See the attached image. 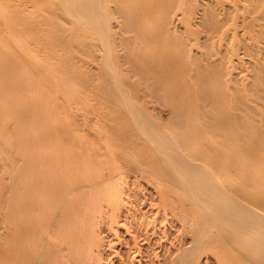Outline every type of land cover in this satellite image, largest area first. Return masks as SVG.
<instances>
[{"label": "bare ground", "instance_id": "bare-ground-1", "mask_svg": "<svg viewBox=\"0 0 264 264\" xmlns=\"http://www.w3.org/2000/svg\"><path fill=\"white\" fill-rule=\"evenodd\" d=\"M24 5L38 13L22 21L20 32H36L40 49L49 54L73 49L72 58L93 62L112 78L90 68L91 76L102 77L94 87L113 122L105 136L116 133L122 141L104 152L67 144L66 127L33 124V136L7 146L6 246L0 245V264H110L101 253L107 243L99 229L133 217L124 185L115 180L131 162L130 170L151 172L158 180L162 220L170 215L187 226L212 260L264 264V0H26ZM20 47L19 60L23 54L37 60L38 52L32 56L29 46ZM116 68L127 72L124 80ZM27 70L23 78L35 75ZM44 70L46 84L49 70ZM58 86L61 94L64 85ZM153 103L168 111L167 120L147 114ZM104 153L116 161L110 171L101 164ZM183 258L173 262L192 260Z\"/></svg>", "mask_w": 264, "mask_h": 264}, {"label": "rangeland", "instance_id": "rangeland-1", "mask_svg": "<svg viewBox=\"0 0 264 264\" xmlns=\"http://www.w3.org/2000/svg\"><path fill=\"white\" fill-rule=\"evenodd\" d=\"M25 2L26 0H0V5L2 6V10H3L2 11L0 7V20H1L0 21V119H1L0 120V245L3 247L6 246V236L4 234L6 230V227H5L6 226V216L8 212V206H7V200H6L8 193H7L6 188H7V183H8L7 179H8L9 174L5 167L6 155H7L6 151L8 148L7 146L9 147L15 146L17 144L15 143L17 140H18V143L20 142L19 138H21V141H22L27 136H33V133H35V131L32 130L34 132H31L29 128L31 126L33 127V124H34V127L36 126L34 129L39 128V127L50 128V126H54V125L55 126L58 125L57 127H66L67 132L68 130H70V135H69L70 138H68V140L66 141L67 144H69L70 142H75L80 145L89 144L91 149H93V146H95V148L97 147V149L102 148L104 152H108V148L111 147L113 143H117V141L119 142L122 141V139H120L116 133H113L111 138H106L105 136L106 134L105 130H107L108 127L112 128L113 122H111V113L103 112L101 108L103 107V102L98 100V96L101 95V90L99 86L94 87V84H96L97 81L102 79V77L101 75L91 76V73H89L90 68L93 69L94 74L96 72L100 73V71L102 73L103 71L102 75L104 77L109 78L110 80L112 78L109 77V75L105 72V70H103V68L100 69V66L96 65L95 63L84 60V58H80V60L72 58L76 56L73 49H69V51H65L63 49H57L58 51H56L55 53L49 54L45 51L48 49L44 47H41L42 49H40V46L37 43L36 32H32L31 34L29 33L28 35L21 33L20 30L23 31L22 21L24 19H28V17L33 18L38 13V9L34 8L32 5L28 6V8H25V5H24ZM21 4L23 5V7ZM2 16H5V17H2ZM8 17H9V20H8ZM6 19L8 20V22ZM3 22H4V25H3ZM7 23H9L10 25L9 27L8 25L6 26ZM11 23L15 25V28L13 27ZM14 30L16 32L15 34H14ZM21 42H24V43H21ZM20 45H22V47L27 45L25 46L27 50L29 49L28 46L31 48L29 49L30 52L29 51L27 52L29 53V55L35 56V53L38 52L39 56H37L36 58L38 60V61L36 60L38 63L35 61V58L34 60L30 61L31 59H33V57L29 59L27 58V56H25V54H23L24 56L21 55L22 61L19 60L20 54H22ZM40 50L44 52H40ZM12 51L15 54V57H12L14 54L11 56ZM107 52H108L107 55H111L113 53V49L112 51H110L111 54L109 53V50H106L105 53ZM9 58H11L10 59L11 61L9 60ZM39 61L42 63H39ZM25 62H30V64L25 63ZM8 63L12 64V66L11 65L6 66V64ZM24 63L27 64L25 65V67L23 65ZM28 64L30 67H28ZM39 66L41 68H44L45 70L48 69L49 73L51 72L50 74L54 75L53 77V76H50L48 73L49 80L45 79L47 81L46 83L47 85L43 84V81L41 82V79L43 76L42 71L44 69H42L41 71V69L38 68ZM9 67L11 70L9 69ZM27 67L30 70H27L28 69ZM113 67H116V66L113 65ZM24 68L27 70L28 73L30 71V74L35 72V75L34 73L31 75L32 77L34 75L33 77L34 79L30 78L31 76L28 77V75H26V78L22 77V75L25 73ZM36 68H38V70ZM118 72L119 73H117V68H116L115 73H117L116 74L118 76L117 78L120 79L121 81H122V78L124 80V77L126 78L127 72L126 74L123 73L124 75L122 74V72L120 73L119 70ZM36 73L39 75H37ZM37 76L39 78H37ZM51 77H53L54 80ZM55 78L57 79V81H55L56 80ZM132 78L137 80L136 76H133ZM132 78L130 79L133 80ZM38 79L40 80V82H37L39 81ZM20 80L22 81L24 80L25 83L27 81L26 83L27 85L21 82ZM30 80H31V83L32 82L36 83V84L32 83L34 87L31 85ZM58 82L61 85V87L62 85H64L63 88H61L63 89V91L60 90L61 94L58 91V89L60 88L58 86L59 85ZM115 82H117V80ZM49 83L52 84L51 86L56 85V87H58L57 88L58 92H56V87L50 88L51 86ZM11 84H13V86ZM22 84L23 86L24 85L25 86L23 87ZM29 84L33 88H31ZM26 86L27 87L29 86L28 88L33 89V91L29 90ZM64 87L66 88L64 89ZM52 90L54 91V93ZM62 97H66V98L63 99ZM66 99L69 101H65ZM12 103L13 104L16 103L14 106H16L17 109L15 110L14 108V111L16 112L19 110L18 112L13 113ZM18 106H21V107H18ZM66 106L68 107V109H65ZM151 107L152 108H150L147 111L148 112L147 114H150L153 116L156 115L161 120H167L169 118L170 114L160 104L153 103V106ZM62 109L64 111H62ZM17 117H20L19 120L23 122L22 123L19 122ZM16 120H18L19 123L18 124L16 123V124L17 125L20 124L19 125L20 128L15 125ZM52 122H54L55 124ZM24 130L26 131V134H24L25 132ZM14 131L17 132V134ZM20 132L22 133L20 134ZM17 135L18 136L20 135V136L18 137ZM131 150L133 151V149ZM134 153L135 152L133 151L132 155H134ZM99 157L102 158L101 164L103 165V169L105 171H110L112 170V165L113 166L117 165L116 161L112 160V158L109 156V154L107 155V153H104L103 156H99ZM133 165H134L133 162H131L130 164L126 163L123 167L119 169L121 173L115 179V180L118 179L124 185L123 189L125 193L127 194L126 196L128 200L130 201L128 205L132 207L133 217H130L126 221L125 216H122L121 219L122 218L123 219L119 223L120 225L114 226L113 227L114 230L111 228L112 226H110L107 223H104L102 225L103 227L99 229V231L102 233V236L100 234V237H102L105 244L111 243L115 246L112 249H110L109 247H107V244L105 245L104 249L107 252H105L104 250L101 252L102 255H104L103 256L104 262H108L109 260L110 264H139L140 262H141L140 264H147V263L148 264H161V263L165 264L164 255H166L168 258L169 264H176L175 262L177 260H181L183 257H185L183 258V260L185 259L186 262H188L187 261L188 258L189 260L192 259L190 260L191 262L190 261L188 262V264H191L192 261L194 263V260L196 261V263L194 264H219L217 261L212 260V257H211L212 252H206L205 250L203 252L200 246L197 243L195 244V242L191 238L192 237L191 234H189L188 229H186L187 226L184 228L185 225L183 226V223L181 224V222H179L178 220L171 219L172 217L170 215L167 219L164 220L163 218L162 220V217H161L162 211L161 212L158 211V207H159L158 204L161 202V194L159 192L160 184L158 180L152 175L151 172L142 171V170L136 172V171L130 170L131 168L130 166H133ZM14 194L17 195V193H14ZM145 200H147L146 201L147 204L145 203ZM143 204L149 207L147 208ZM140 205L142 207H140ZM161 220L164 222L168 220L169 222L167 221L165 224ZM160 223L163 225L161 226ZM121 224L123 225L125 224L124 227ZM106 229L107 231L105 232L104 230ZM116 230L118 231L121 230V231L120 232L117 231L115 234ZM130 230H133V231H130ZM125 232L127 233L130 232V234H127ZM132 232H133V235H132ZM180 232H182L183 234H180ZM166 233L168 237L166 236ZM119 235L121 236L119 237ZM133 236H135L136 238ZM150 236H151V239H150ZM127 238H130V239H127ZM112 239L114 241H112ZM136 241H139V242H136ZM188 244H190V246ZM141 245L143 246L141 247ZM187 247L190 248V250ZM1 248L2 247H0V249ZM180 250L181 252L179 255V253L177 252H179ZM135 252L138 255H136ZM195 252L197 256H194ZM202 252H203V255H202ZM106 253H108L109 255L108 254L106 255ZM2 254L3 253H1V255ZM1 255H0V259L2 258ZM191 255H192V258H190ZM140 256H142L143 259ZM175 257H177L176 260H174ZM179 257H181V259ZM138 259H140L141 261H139ZM173 260L175 262H173Z\"/></svg>", "mask_w": 264, "mask_h": 264}]
</instances>
